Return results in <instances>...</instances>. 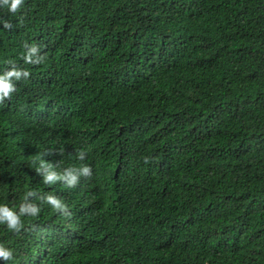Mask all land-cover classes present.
Returning a JSON list of instances; mask_svg holds the SVG:
<instances>
[{"label":"trees","instance_id":"16d2710c","mask_svg":"<svg viewBox=\"0 0 264 264\" xmlns=\"http://www.w3.org/2000/svg\"><path fill=\"white\" fill-rule=\"evenodd\" d=\"M0 19V73H29L0 100V203L41 209L0 225V264H264V0H24Z\"/></svg>","mask_w":264,"mask_h":264},{"label":"clouds","instance_id":"9594fccd","mask_svg":"<svg viewBox=\"0 0 264 264\" xmlns=\"http://www.w3.org/2000/svg\"><path fill=\"white\" fill-rule=\"evenodd\" d=\"M24 5V0H0V8H4L8 13L16 14L19 9ZM0 25L3 28L10 27V23L7 20L0 19ZM38 51V46L35 44H26L25 51L23 54V61L25 64H36L41 60V56L34 59L36 52ZM29 73L26 69L16 68L12 66L7 70L0 73V100L9 97L11 93L15 91V81H19L22 78L27 79ZM84 152L78 154V159H83ZM41 167L46 169L43 177V182L45 184H53L57 180L66 181V186L72 188L77 183L76 169L73 167L66 168L63 173L57 174V172L52 168V166L47 165L45 162H41ZM39 171V169H37ZM78 173L88 176L91 174V169L88 165H83L78 168ZM33 192L29 191L23 198L18 209L11 208L6 204L0 203V225H5L8 229L18 230L21 225V217L27 216L35 217L40 212V207L36 203L25 204L24 201L32 196ZM43 200H45L53 209L59 210L61 212L67 211V205L54 195H46ZM13 259L12 249L0 244V261H7Z\"/></svg>","mask_w":264,"mask_h":264}]
</instances>
